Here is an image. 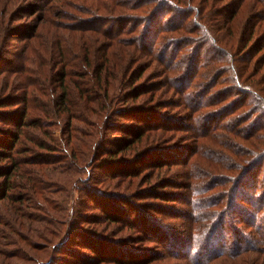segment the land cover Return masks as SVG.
<instances>
[{
  "label": "trees",
  "instance_id": "obj_1",
  "mask_svg": "<svg viewBox=\"0 0 264 264\" xmlns=\"http://www.w3.org/2000/svg\"><path fill=\"white\" fill-rule=\"evenodd\" d=\"M2 1L0 41L11 35L6 32L2 36L9 27L5 14L12 8L8 5L11 2ZM40 1L43 6L39 9L43 14L39 23L48 22L46 34L53 36L55 31V35L48 45L46 60L40 61L43 68L38 71L39 77H31L32 71L26 62L11 68L0 66V76L10 70L21 74L13 80L9 77L0 89V257L25 255V247L29 246L47 249L41 264H57L55 253L51 252L60 250L75 255L74 260L66 257L64 264L141 263L144 258L131 259L119 254L113 242L117 240L106 232L83 225L93 219L98 222L122 221L115 211L119 212L124 206L125 201L120 200L128 197L111 190L109 181L106 182L109 185L103 187L100 185L102 180H89L86 170L97 165L104 169L106 181L119 175L133 176L144 170L133 165L136 161L145 166L161 167L174 158V163L179 159L189 165L188 175H184L190 178L187 180L189 188H185L188 189L186 194L172 191L163 194L169 200H185L187 209L178 207L176 215L187 218L190 227L186 232L180 231L159 220L149 219L153 218L149 216L139 217L144 222L139 223L141 230L156 232V238L161 239L169 252L175 257H184L187 264H219L215 260L221 257L225 264H243L246 259H251L252 263L247 252H264V145L260 142L242 145L239 141L233 142L228 135L222 141L236 153L235 156L226 150L218 151L217 156L209 150L205 153L220 162L218 169L193 166L188 146L177 144L170 150L150 146L143 151L146 143L153 144L166 138V131L171 127V132L182 129L185 121L168 120L167 116L155 113L164 106L160 103L156 109L153 105L157 95L154 90L159 91L158 86L163 82H147L140 86L138 80L147 68L145 65L138 66L134 72L129 70L137 65L138 54L148 51L149 55L157 57L159 51V57L166 61L170 71L173 67L177 71L181 68L172 76L170 84L173 88L181 87L185 91L189 86L196 87L195 92L188 93V100L193 98L189 110L211 104L207 94L213 90V84H228L229 89H217V92L222 89L214 97L216 104L219 103L217 107L201 113L196 120L190 119L184 129L192 128L198 137L205 138L222 125L228 113L236 111L237 123L249 121L244 128L246 132L250 131L247 135L261 131L258 136L264 138V89L256 86L264 81V0H97L96 11L109 8L118 15L105 19L98 12L95 20L68 22V27L55 19L66 10L67 0ZM91 20L94 22H89ZM216 21H220V26H216ZM39 23L28 32L31 38L38 37L45 29ZM201 26H204L201 38L185 35L186 43L183 40L172 43L177 35L195 32ZM66 27L71 33H81L79 29L86 27L96 34L94 40L89 37L90 44L94 43L95 51L99 53L94 62L85 53L82 57L78 54L76 60V52L70 44L62 43L64 31L60 28ZM211 27H215L217 36ZM128 33L133 34L131 39L138 48L130 44L124 61L120 58L113 62L111 58L116 50L109 55L106 45L128 42L123 37ZM81 34L84 44L87 37ZM172 44L173 52L169 49ZM203 45L208 47V54L202 62ZM1 52L0 60L3 58ZM198 67L206 68L199 73ZM224 72L228 76H223ZM253 75L255 80H252ZM192 77L193 80L202 78L201 88L192 82ZM184 83L186 87H182ZM143 87L149 92L151 102L146 106L151 105L150 110H156L154 115L142 118L133 114L138 121L135 129L123 124L108 126L106 123L113 122L114 117L127 116L125 111L132 108L121 109L120 104L130 96L134 103L145 109L144 114L150 112L141 106L147 103L140 100L143 91L139 89ZM133 89L139 92L130 94ZM234 90L239 95L249 93L248 97L238 95L240 98L226 100L232 97ZM46 91L49 100H42ZM157 119L163 121V126L151 125ZM168 123H175L172 124L175 126ZM105 125L107 128L117 126L123 136L104 140ZM224 128L232 130L231 127ZM198 140L193 143L192 151L204 149ZM128 152L134 153L131 159L124 155ZM237 155L241 159L238 160ZM86 174L88 178L84 176ZM74 190L81 191L84 196H76ZM163 194L158 193L159 196ZM77 199L82 201L81 204L93 201V207L100 209L101 214L77 211ZM37 238L44 242H35ZM2 245H13L14 251L7 254L8 249H2ZM49 246L52 249L49 250ZM76 246L86 252L77 251ZM261 264H264V258Z\"/></svg>",
  "mask_w": 264,
  "mask_h": 264
},
{
  "label": "rangeland",
  "instance_id": "obj_2",
  "mask_svg": "<svg viewBox=\"0 0 264 264\" xmlns=\"http://www.w3.org/2000/svg\"><path fill=\"white\" fill-rule=\"evenodd\" d=\"M8 1L11 2L8 5L12 7L9 10V12L5 14V17L9 21V24H8L9 27L2 33V36L4 37L6 32L11 33V35H9L10 37L6 36V38L3 39V41H0V51H2L1 53L3 55L2 60H0V66H2V68H5V67L11 68L14 66V64L26 62L25 65H29L30 71H32L30 73L32 75L31 77L37 78L39 77L38 71H40V69L43 68V65L40 64V61L46 60L48 56L47 48L51 42L52 37L55 35V31L53 33L52 31H50L53 34V36H51L50 34H46L48 32L46 29H48L49 23L46 21L39 23L40 19L42 18V14H43V10L39 9V6H43L40 0H8ZM99 1L97 0H67L66 10L56 15L55 19H58V21H62L61 25L63 26L65 25L68 27V24H67L68 22L81 21L85 19L86 21L87 19L95 20V17L98 12L102 14L101 16H103V18L105 19H110L109 17L113 14L118 15L115 12L113 13L110 12L109 8L107 9L105 8L103 11L102 10L96 11L95 6L97 2ZM0 3L3 4V1L0 0ZM30 6H33V7L29 9ZM2 20H3V17L0 14L1 31L3 28ZM94 20H91L89 22H94ZM205 22H209V21L205 20ZM38 23L41 25V27L42 25L45 26V29H43L44 33L40 32L38 34L39 35L38 37L31 38L28 32H31L32 27L36 26ZM210 23H206V24L210 26L209 25ZM216 26L217 27L220 26V21H216ZM67 27L63 29L60 28L62 32L64 31L63 32L64 35L61 37L62 43L67 46L68 44H70V47L73 48V50L76 52L75 53L76 60H77L78 54H81V57H82V55H84L85 53V55H88L92 59L91 61L94 62L93 61L94 57L98 56L99 53L98 51H95V48H94L95 44L94 43L90 44L89 37L93 39L95 38L94 35L96 34L92 30L86 27H83V30L79 29V31H81V33L85 34V37H87V39L84 41V44H83V40L81 39L83 35L80 32L71 33L69 32L70 30L69 31L67 30ZM203 27L204 26H201L199 29L196 28L195 29L196 31L192 33L188 32L187 34H184V35H177L176 37H174L175 38L173 39L174 41L172 40L173 41L172 43H177L181 40H183V43H186L188 40L185 37V35H189L190 37L188 38H191V37L193 38L196 37V39L201 38ZM215 27H211V28L214 29L215 31L214 36H217V31ZM129 34L130 33L123 36V37H126L129 43L126 41L125 43L113 42L112 44L106 45V47H108L110 50L109 55H111L112 53L111 51H113L114 49L116 50L114 52V55H112V58H111L113 62L117 61L120 58H122L124 61V56H125L124 54L125 52H129V48L131 47L130 44H133L134 48L136 47L138 48V46L134 44V42L131 39L133 34H130V35ZM33 42H35V44ZM173 46L174 45L172 44V46L169 48L170 51L172 52L174 49ZM207 48L208 47L206 45H203L202 47L203 55L200 57L202 62L205 60V57L208 54ZM144 52L137 55L138 56V60L136 63L137 65H135L134 67L132 66L129 71L131 72V70L133 69V72H134L138 68V66L143 64L147 68L146 70H144L142 77L138 80L140 86L144 85V83H147V82L149 83H152V82L162 83L163 82L162 84H159L158 86L159 91L154 90L157 93V95L153 102V105L155 106L156 109L158 108L160 103L164 104V106L161 107L160 110L156 111L155 109H152L153 111H151L150 110L151 105L146 106L147 104L151 103L148 100L149 92L144 91L146 87L145 88L143 87V89H139V91H143L142 95L140 96V100L142 101L145 100L147 101V103H142L141 106L146 107V109H148L151 113L149 112L148 114H146L147 113L146 112L144 114L145 109H141V107L138 105L139 103H134V101L132 100V96H130L124 100V103L120 104L121 109L132 108L130 110L125 111L126 113H128L127 116L118 115L114 117L113 120H111L113 122L108 121V123H106L108 126L112 124H115V125L123 124V125L132 127V129H135L137 127L136 125L138 124V121L135 118H133L134 117L133 114H136V115L139 114L142 116V118H144L143 116L145 115H148L147 117L151 116L152 114L154 115V111H156L155 113L158 115L161 114L162 116L163 115L167 116L168 120H176V121H179L180 123H182V121H185L184 126H182V129H179V130L175 129V132H171L170 131L172 129L171 127L169 128V130L166 131V138L156 141L153 144L146 143V145H144L145 147L143 148V151L146 149V147H150V146L159 147V148L163 146L161 148H165L167 150L174 148L175 145L177 144L182 145L184 147L188 146L190 147L188 148V150H190L189 154L192 153L189 157L190 163H192L193 166H196L197 168L213 167L214 169H218L219 165L221 164L220 162L216 161V159H214V156H217L218 151L221 152L222 150H226L227 152H230L233 156L236 155V153L234 154L233 151H231L228 147L224 145V141H222V140H225L228 137V135H229V138L233 139V142L239 141L240 144L242 145L250 146V142L251 144L252 142L253 143L257 142L258 144L260 142L262 145H264V138L260 135L258 136V134H260L261 131L260 133H256V134L250 133L249 135H247V133H249L250 131L246 132L244 128H245V125L249 123V121L246 120V121L237 123V120L234 117V115L237 114L236 111H234L233 113L231 112L228 113L225 119H223L224 120L222 123L223 126L220 125L219 127H216L215 129H213V131H211L212 134L206 136L205 138H203L202 136L198 137L195 133H193L194 130L192 128H191L192 130L191 129L189 130L186 128L184 129V127H187L186 126L187 123H190L191 120H196L197 117L201 115V113L203 114V112H208L210 111V109L217 107L219 103L216 104V102L214 101V97H216L217 94L221 93L220 90H222V89H219V92H217L218 87H224L225 89H229L228 88L229 85L221 83V82L213 84V86L211 87L213 90H211L207 94V97H209L208 99H209V102H211V104L207 106L198 105L197 107L195 106V108H192V109L190 108L189 110V105L190 107H192L193 98L188 100L187 98L189 97L188 93L191 90L195 92L194 90H197L196 87L189 86L185 88L186 89L185 91H182L180 89L181 87L173 88L172 85L170 84V81L173 75H176L181 71V68L180 70L177 71L176 67H173L172 70L170 71L168 69V66L166 65V61L162 60L159 57V54H160L159 51L157 54L155 53L157 57L155 55L153 56L149 55L148 51L147 52L144 51ZM202 68L203 67H201L200 69H197L199 73L206 67L203 69ZM262 70H264V66ZM16 75L18 76L21 74L12 72L11 70L4 71L2 75L0 76V89L3 88L2 87L3 84L5 83V81H7L9 77L11 78V80H13ZM222 75L225 77L228 76V74L225 72ZM255 79H256V76L253 75L252 80H255ZM177 81L178 80L175 81L176 84H177ZM192 82H194L195 85H197V88H201L199 84L202 82V78L197 77L193 80V77H192ZM47 83H49V81ZM136 84L138 83L136 82ZM186 85L187 84L184 83L182 87H186ZM256 86L258 88L264 89V81L259 82V84H256ZM132 91L133 92L130 91V94L132 93V95H134L136 92H139L137 91V89H133ZM44 94L45 95L42 94V100H49V93L46 91V93ZM248 94L240 93L241 97H246ZM221 95H224L223 92ZM238 95L239 93L236 92V90H234L231 95L232 97H229L226 100H230V99L234 100L235 98L240 96ZM231 101H227V102H231ZM197 102H200V101L198 100ZM227 102H223V103H227ZM195 110L197 111L194 113ZM152 118L154 119V116ZM160 120L161 119L152 121L153 124L151 125H156V127L157 125L160 127L163 126L162 125L163 121L161 122ZM176 121L175 123L180 125ZM175 123H170V124L168 123V124L169 126H175V125H172ZM107 125H105L103 129L102 136H104L103 137L104 140L107 138L110 141L116 140L123 136V131L120 128H118L117 126L107 128ZM224 126L231 127L232 130H229L228 128H224ZM195 140H198L202 144L201 146L204 149L200 150V148L199 149L196 148L192 151L191 147L193 148V143L195 142ZM206 150H209L208 152L210 154H213L214 156L205 154ZM129 153L131 152H128V154H124V155L127 158L130 157L131 159L134 153L132 154H129ZM236 157L238 160L241 159L240 155H237ZM177 161L179 162L174 163L175 160L173 158V159H170V161L167 164L165 163L161 167H158V166L151 167L149 165L147 166L143 165V163L140 161L135 162L134 160L135 163L133 165L136 168L138 167L144 168V170L137 171L139 173L134 174L133 176L126 177V176L119 175L118 177L110 178L106 181H104L105 179L103 176L104 169H101L97 165H93V167L90 166V168L86 170V172H88V176L90 175L89 180L95 181V182L102 180L100 185L103 187L108 186L109 183L107 184L106 182L109 181L111 184L110 185L111 190H116V192L119 191L120 193H122V195H128V197L123 198V200L122 199L120 200V202L125 201L124 206H121L119 208L120 209L119 212L115 211V213L119 214L118 218H121L122 221L119 220V222H115L114 220L112 221L104 220L103 222H98L97 220L93 219L91 220L92 222L83 223V225L86 227L90 225L94 226L98 228V230L101 231L102 233L106 232L110 238L116 239L117 241L113 240V242L116 246L117 252L119 254H122L123 257L131 258V259H136L138 257L139 260L142 258L145 259L141 261V263H135V264H187V261L184 257L178 258L169 252V249H167L166 245L163 244V242H161V239L156 238L155 236L157 234L156 232L152 230L148 231L147 229L142 231L141 230L142 227L140 224H143L144 222L139 219V217H142L144 219V217L148 218L149 216H153V218H149V219H153L156 222L157 220H159L162 223L169 224L177 228L180 231L185 230V232L190 227L189 226L190 222H188L187 218H185L181 214L176 215L178 207H184V210L187 209L185 200H178V201L169 200V199H166L165 194H163L165 193V191L166 192L172 191L174 193H181V194L185 193L186 194V191L188 189L185 190V188L187 187L189 188V184L187 183V180H190V178L184 176L185 174L188 175L189 165L187 166L185 162H180L182 160L178 159ZM84 176L88 178L87 174ZM205 178L207 177L205 176ZM209 178L210 177H208V179ZM176 182L177 184H175ZM74 191H75L76 196L77 195H79L80 197L81 195L84 196V193H81V191L79 190H74ZM158 193H161L163 195L159 196ZM76 202L77 203L75 205L77 206L75 207L77 211L86 212L88 215L90 213L94 214V212H98L101 214L100 209L93 207L94 206L93 201H88L87 203L81 204L82 201L80 202V200L77 199ZM32 210L38 211V213H42L40 210H36L35 208H32ZM126 214H127V217H126ZM81 216L82 215L80 213V217ZM77 217L79 218L78 214H77ZM147 232L148 234L149 233L150 234L147 235ZM35 242L42 243L44 241L41 242V240L37 238ZM2 249H5V250L8 249L5 253L10 254L11 250L14 251V246L8 245L4 247V245H2ZM25 249H26L25 255L10 256L9 258L7 257L2 258L3 256L0 257V264H41V259L46 258L44 256V253L46 252L47 249H43L42 247L35 249L29 246L25 247ZM50 249H52L51 246H49V250ZM76 250L86 252L84 249H80L79 247H77ZM54 253L56 256L55 261L57 262V264H64L67 261L65 259L66 257L72 258L73 260L75 259L74 258L75 255H73L71 251L63 252L62 250H60L56 252L55 251L51 252V254H54ZM247 253H248L247 255H249L248 256L249 258L252 257V263H251V259H246L245 262H243V264H261L262 259L264 258V252L253 251V252H247ZM157 256H160V258ZM152 258H155V259H152ZM215 261H219V264H225V260H223L222 257L217 258V260ZM106 263L115 264V262H106ZM213 263H210V264H213Z\"/></svg>",
  "mask_w": 264,
  "mask_h": 264
}]
</instances>
